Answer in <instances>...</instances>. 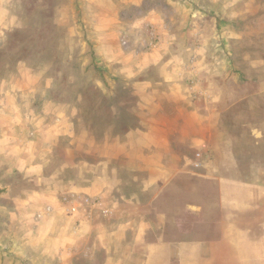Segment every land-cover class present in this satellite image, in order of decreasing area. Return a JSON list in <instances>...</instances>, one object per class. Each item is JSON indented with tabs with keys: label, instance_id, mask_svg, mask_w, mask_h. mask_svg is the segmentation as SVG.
<instances>
[{
	"label": "rangeland",
	"instance_id": "1",
	"mask_svg": "<svg viewBox=\"0 0 264 264\" xmlns=\"http://www.w3.org/2000/svg\"><path fill=\"white\" fill-rule=\"evenodd\" d=\"M181 109L208 141L172 148L258 153L264 0H0V264H143L127 222Z\"/></svg>",
	"mask_w": 264,
	"mask_h": 264
},
{
	"label": "crops",
	"instance_id": "2",
	"mask_svg": "<svg viewBox=\"0 0 264 264\" xmlns=\"http://www.w3.org/2000/svg\"><path fill=\"white\" fill-rule=\"evenodd\" d=\"M194 116L193 110L181 109L179 116L165 117L168 127L159 137L165 146L150 156L171 158L147 166L142 192L154 189L138 202L143 206L136 213L137 226L135 217L127 222L132 252L143 264H264V180L258 178V153L246 151L241 159L234 151L215 150L223 158L216 163L195 158L197 151L190 157L172 148L170 136L180 142L191 136L197 146L208 141L206 126L193 123Z\"/></svg>",
	"mask_w": 264,
	"mask_h": 264
},
{
	"label": "trees",
	"instance_id": "3",
	"mask_svg": "<svg viewBox=\"0 0 264 264\" xmlns=\"http://www.w3.org/2000/svg\"><path fill=\"white\" fill-rule=\"evenodd\" d=\"M262 135L258 136V140L252 139L251 143L252 144H257L258 143V169H261L264 171V129L261 131ZM252 159V158H248ZM247 162H253V160L246 161Z\"/></svg>",
	"mask_w": 264,
	"mask_h": 264
}]
</instances>
